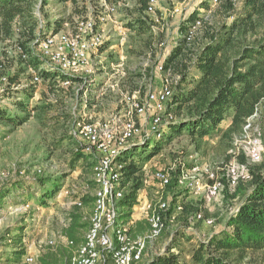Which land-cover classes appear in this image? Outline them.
Here are the masks:
<instances>
[{
    "label": "trees",
    "instance_id": "1",
    "mask_svg": "<svg viewBox=\"0 0 264 264\" xmlns=\"http://www.w3.org/2000/svg\"><path fill=\"white\" fill-rule=\"evenodd\" d=\"M57 1L64 4L69 0ZM149 1L135 0L136 4L131 13L134 17H128L127 20L128 27L135 32L134 36L131 35L132 40L140 45L136 54L153 52L155 39L152 38L151 23L146 14ZM72 2L76 3L77 0ZM35 4L36 0H0V72L8 67L13 69L4 96L9 95L15 87L18 89L22 76L29 80L22 90H17L20 96L12 98V109L0 106V124L13 129L22 127L32 118L45 119L55 107V104L46 100L48 95L56 98V103H59L62 100L61 94H66L62 85L82 81V78L70 77L51 64L49 66L42 57L44 55L37 52L38 37L45 38L54 34L52 31L61 32L66 28L65 24L71 15L57 17L53 22L48 18L47 26L42 29L34 13ZM47 6V1L43 0L41 9L46 12L44 17L48 16ZM203 7L212 12L216 22L205 21L196 38L188 41L186 35L190 27L196 25L202 17L200 11L191 13L181 26L182 36L179 43L163 63L166 73L171 72L173 76L179 77L171 85L173 95L167 109L179 122L177 120V124L169 127L165 131L168 133H164L161 138L170 143L173 138L184 136L188 138V144L198 150L205 144L206 139H217L220 148L223 147L226 161L231 162L236 157L237 166L245 170L244 176L248 178L237 179L231 193L230 178L221 181L222 190L226 187L225 198L238 200L239 204L230 211L222 230L213 232L208 240L192 246L188 252L190 260L184 258L185 251L179 242L178 232L165 253L153 257L148 264H264V0H218L217 6L213 4V0H207ZM17 21L20 26L19 34H16ZM70 31L77 32V26ZM8 48L14 51L15 57H11L12 59L9 57ZM19 49L22 51L19 52ZM31 71L33 75L29 73ZM144 75L146 76L143 73L133 75L129 82L133 86L130 87L132 91L140 87L136 83L137 78ZM35 77H39L37 83L34 82ZM40 83L45 87L41 93L42 98L32 104L34 94L42 86ZM70 88L66 90H71ZM140 90L142 97L146 88L141 86ZM69 95L72 96L70 93ZM255 114H258V121L253 125L250 119ZM68 118L65 116V119ZM250 123L253 128L259 129L256 136L260 138L262 160L256 163L248 152L237 151L234 146L235 140L244 134L245 126ZM60 140L61 145L67 143L70 150L69 170L74 172L80 166L85 170L88 166L87 156L72 150L73 146L68 141L74 143L71 137L64 136ZM161 146L159 139L149 138L143 143L140 141L139 144L128 145L117 160L123 172L125 191L124 198L119 202L123 225H129L134 209L140 205L141 192L147 189L144 165L156 156ZM67 176L65 174L54 180L38 179L36 184L40 198L36 200V194L29 192L24 194L23 199L39 201L40 206L48 205L61 192ZM173 186L172 181L169 189H173ZM9 193L11 192L0 191V209L7 204ZM93 200L90 196H83L80 200L82 208L85 206L92 209ZM155 207L157 210L159 205ZM82 208L77 206L71 213L70 227L64 233L74 245L47 248L38 256L36 264H75L77 251L85 243V237L91 228L89 222H84L86 217ZM171 211V206L166 212L159 211L165 224L160 235L167 227L166 217ZM180 211L181 215H188L201 210L191 205L182 207ZM200 214L194 218L197 219ZM204 219L208 220L205 216ZM25 228L26 225L13 232L10 229L5 230L1 239L4 243L12 241L14 249L9 253H0V264L29 263L26 262L28 256L24 248ZM150 230L151 225L145 218L136 227L129 225L128 235L138 239ZM11 233L18 234L11 236ZM175 248L179 249V254L171 252Z\"/></svg>",
    "mask_w": 264,
    "mask_h": 264
},
{
    "label": "rangeland",
    "instance_id": "2",
    "mask_svg": "<svg viewBox=\"0 0 264 264\" xmlns=\"http://www.w3.org/2000/svg\"><path fill=\"white\" fill-rule=\"evenodd\" d=\"M46 1L48 3L46 7L48 16H43L46 13L41 9L43 0H36L34 7V13L39 19L38 25L42 29L47 26L48 18H51L50 20L53 22L57 17L71 15L68 23L65 24L66 28L64 27L61 30L62 33H70V30L77 26L76 21L86 19L91 15L98 16L106 13L108 11L107 6L114 7V5L116 11H118L115 13L116 17L114 18L119 23V29L114 23H110L107 26L108 30H111L109 41L98 52L90 55L94 67L93 74L88 76L71 75L70 77L82 78V81L69 82V84L67 82L62 85L66 94H61L62 100L59 103H56V98L48 95L46 100L55 104V107L45 116V119L32 118V120L17 129L0 124V191L11 192L7 197V204L0 209V253H9L14 249L12 241L4 243L1 239L5 230L10 229V232H13L26 225L24 248L27 256H36L37 261L33 264L38 262V256L47 248L69 245L71 241L64 236V233L70 227V215L77 207L76 202L80 201L85 195L94 198L96 190L95 168L98 160L96 156L87 155L81 151L82 141L79 137L81 126L95 123L99 127L109 125L118 129V126L120 127L122 124L124 114L130 107L129 98L132 95H135L136 99L141 97V86L146 88L141 97L145 99L152 91L160 90L164 86L171 87L173 82L179 80V77L173 76L171 72L166 73L164 69L159 70V67H163L168 52L174 45L179 43L182 36L181 26L185 19L194 11H200L203 18L201 17L197 21L200 23L196 22L197 27L199 26L197 35L205 21L216 22L212 12L206 11L203 7L207 0H158L157 11L152 14L146 12V14H149L147 20L149 19L148 21L151 23L152 38L155 39L153 52L136 54L137 50H140V45L135 44L132 40L131 37L135 35V32L128 27L127 22L128 17H134V14L131 13L136 4L135 0H77L76 3L69 0L64 4H59L57 0ZM177 9L180 10V13L176 12ZM15 26L16 34H19L18 21ZM120 27L123 29V33L120 32ZM52 33L55 32L52 31ZM41 38L43 37H38V39ZM162 44L164 45L162 46ZM39 50L38 47L37 52L41 53ZM1 53L2 49H0V55ZM8 53L10 58L15 57L12 48H8ZM42 57L50 66V58L47 56ZM12 72L13 69L8 67L0 74L9 77ZM29 73L33 75L32 71ZM138 73L146 74V76L137 78L136 83L140 87L132 91L130 87L133 86L129 85V82L132 80L133 75ZM28 81L25 76H22V83L18 86V89H15V87L9 95L0 97V106L4 105L12 109L10 105L12 98L20 96L17 94V90H22ZM40 84L42 85V83ZM69 87H71V90H66ZM43 90H45L44 85L40 86L34 94V99L31 100L32 104L39 102ZM262 109H264V104ZM258 114L252 117L253 120L250 119L253 125L255 121H258ZM65 116L69 118L65 119ZM144 120L145 123H142ZM177 120L179 122L178 118ZM138 122L140 126L144 125H142V128L145 129V132L131 141L129 146L139 144L140 141L143 143L149 138H153V140L157 138L161 141L162 148L155 157L144 165L147 191L141 192L143 210L140 207L141 209H137L136 214L143 213L146 218L149 208H156L155 206L161 198L158 194L161 191H159L160 189L153 178L157 169L170 171L173 175V183L175 182L173 189H168L163 197L172 209L171 214L166 217L167 227L163 234L154 240L145 252L144 264H148L153 257L164 254L178 232L179 242L185 251L184 258L190 260V253L188 252L192 246L208 240L213 232L222 230L224 221L230 211H233L239 202L238 200H227L225 198L224 191L226 187L216 196H209L206 193L197 195L191 190L176 186V177L183 171L190 172L196 169V175L205 182L210 180L208 178L209 174H213L220 183L223 179L228 180L230 178L232 185L229 188L230 193L233 192L237 179L248 177L244 176L246 175L245 170L237 166L236 157L231 162L226 161L225 152H223V147L220 148L219 140L206 139L205 144L198 150L190 146L188 138L184 136L173 138L170 143L161 138L165 131L172 126L164 127L160 133L150 134L145 138L151 121L149 118L141 117ZM251 123L248 125L249 128L247 125L245 126L244 134L234 142L237 151L244 150L249 155V150L253 147V142L257 138L256 133L259 131L258 128H253ZM167 133L168 131L165 134ZM64 136L71 137L74 141L73 143L68 140L73 146L72 150L82 152L87 156L86 165L88 164V166L85 170L81 166L77 167L74 172L69 170L70 150L67 143L61 145L60 140ZM233 168H236V175L233 173ZM65 174L68 176L64 180L61 192L58 193L56 199L45 206L46 210H43L44 207L40 206L39 201H36L41 196L36 181L41 178L54 180ZM151 191L152 194L148 195ZM29 192L36 194L37 199L25 201L23 199L24 194ZM146 201L147 204H145ZM191 205L198 207L201 211H195L197 214L193 212L188 215H181L182 211L178 207L185 208V206L190 207ZM68 209L72 211L69 212ZM82 210L86 217L84 222H89L91 225V218L88 215L89 209L84 206ZM199 213L201 214L195 219L194 216ZM204 216L208 220H205ZM201 217L203 220H201ZM16 234L18 233H11V236ZM171 252L179 254V249L175 248ZM106 264H115L110 253H107Z\"/></svg>",
    "mask_w": 264,
    "mask_h": 264
},
{
    "label": "bare ground",
    "instance_id": "3",
    "mask_svg": "<svg viewBox=\"0 0 264 264\" xmlns=\"http://www.w3.org/2000/svg\"><path fill=\"white\" fill-rule=\"evenodd\" d=\"M157 2L158 0L149 1L147 13L152 14L157 11ZM217 3L218 1L213 2L214 5H218ZM107 8L108 11L106 13L98 16L91 15L86 19L76 21L77 32H58L38 40L39 51L42 55L50 58L51 66L70 76H88L93 74L94 67L90 55L98 52L109 41L111 30H108L107 26L110 23H114L119 29V23L114 18L116 17L115 13L118 12L115 5L114 7L107 6ZM179 11V9L176 10V12ZM198 27L194 25L189 29L188 35H186L188 41H193L196 38ZM120 32H124L121 27ZM26 57L24 56V58ZM159 70H163V67L160 66ZM38 81L39 77H35L34 82L37 83ZM8 83L9 77L0 74L1 97L6 93ZM172 89L164 86L162 92H171ZM172 95L173 91L171 95L166 96V99L159 96L153 97V93L147 95L145 99L141 97L136 99L135 95H132L129 98L130 107L124 114L119 129L109 125L99 127L95 123L81 126L79 130V137L82 141L81 151L87 155L96 156L98 161L95 168L96 190L93 200L94 210L90 219L91 228L85 237V243L77 251L76 259L74 260L75 264H105L107 262V253L112 255L115 264H144L145 252H147L150 244L159 238L164 228L159 211L166 212L170 208V204L163 197L173 181L172 173L162 169H157L155 172L153 178L160 189L159 191H161V193L158 192L161 196L158 201L159 207L157 210L155 208L152 209V207L149 208L146 219L151 225L150 232L138 239H133L128 235L129 225H123V221H121L122 214L119 212L121 210L119 202L124 198L125 191L123 188V172H121V166L117 160L121 156L123 149L145 132V129L143 130L142 128L143 124L140 126L138 120L141 117L149 118V114H145L144 110L148 108L150 103L152 106H158L151 108V116H159L160 125L156 122H150L148 131L156 135V133H160L162 128H168L178 123L177 117L173 113L170 114L167 110L168 102ZM160 107L164 108L165 114H162V108ZM142 123H145V120ZM147 137L145 136V138ZM260 149V139L256 138L253 142V147L249 150L250 157L255 163L262 159ZM98 156H101V160H107L105 171L103 162H100ZM233 169V173L236 175V168ZM196 171V169H193L190 172H181L176 177V186L191 190L197 195L206 193L209 196H216L220 194L222 191L221 183L215 179L213 174H209L208 178L210 180L205 182L196 175ZM105 186L109 189L108 191H106ZM76 205L82 207L83 204L78 201ZM178 209L181 210L182 207L179 206ZM102 212H110L107 221L104 220V216H101ZM105 233L108 238V244H106L105 249H102L103 242L106 241ZM69 245L72 246L74 243L70 242ZM126 255H128V258L125 260ZM35 257L33 255L28 256L27 261L33 264L37 261Z\"/></svg>",
    "mask_w": 264,
    "mask_h": 264
},
{
    "label": "built area",
    "instance_id": "4",
    "mask_svg": "<svg viewBox=\"0 0 264 264\" xmlns=\"http://www.w3.org/2000/svg\"><path fill=\"white\" fill-rule=\"evenodd\" d=\"M214 1H218V0H213V2ZM112 20L114 21V19H112ZM172 91H173V89L171 90V92H162V89H160V90H154V91H152V93H153V97L159 96V97H164L166 99V96L171 95ZM0 97H1V94H0ZM155 107H158V106L157 105L152 106L151 103H150L148 108L146 110H144V111H145V114H149V119H150L151 122H156L157 124L160 125L159 116H155V117L151 116V108H155ZM160 108H162V107H160ZM162 114H165L164 108H162ZM118 129H119V126H118ZM150 134L153 135L154 133H151L150 131L147 130V133L145 134V136H149ZM92 147H93V145H92ZM98 159L100 160V162H103L104 171H105V163L107 162V160H101V156H98ZM105 189H106V191L109 190V189L106 188V186H105ZM109 214H110V212H108V213H103L102 212L101 216H104V220L107 221ZM105 238H106V241L103 242V248L102 249H105L106 248V244H108V238H107L106 233H105ZM127 258H128V255L125 256V260Z\"/></svg>",
    "mask_w": 264,
    "mask_h": 264
},
{
    "label": "crops",
    "instance_id": "5",
    "mask_svg": "<svg viewBox=\"0 0 264 264\" xmlns=\"http://www.w3.org/2000/svg\"><path fill=\"white\" fill-rule=\"evenodd\" d=\"M176 45H174V47H175ZM174 47H172V49L174 48ZM172 49H170V51L168 52V56H169V54H170V52H171V50ZM143 191H147L146 189L145 190H143ZM150 193V194H149ZM148 193V195H151L152 194V191L151 192H149ZM141 198H142V194L140 195V197H139V206L138 207H136L135 209H134V212H133V215H132V217H131V219H130V226H132V227H136L137 226V224H139V223H141L144 219H145V216H144V214L143 213H141V214H136V212H137V209H141L142 207H143V205H141ZM145 204H147V201L145 202ZM94 202L91 204V206H92V209H89V218H91V215H92V212H93V209H94ZM149 206H150V204H148ZM148 205H147V207H148ZM146 206V205H145ZM44 207V209L43 210H46L45 209V206H43ZM141 207V208H140ZM69 210V212L70 211H72V210H70V209H68ZM142 210H143V208H142Z\"/></svg>",
    "mask_w": 264,
    "mask_h": 264
}]
</instances>
